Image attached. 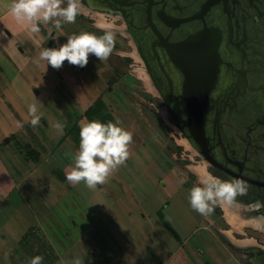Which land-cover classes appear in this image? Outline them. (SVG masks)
<instances>
[{
	"label": "rangeland",
	"instance_id": "374dc122",
	"mask_svg": "<svg viewBox=\"0 0 264 264\" xmlns=\"http://www.w3.org/2000/svg\"><path fill=\"white\" fill-rule=\"evenodd\" d=\"M78 19L82 28L85 26L89 32L96 35H102L104 31H113L116 39L115 47L103 61L93 55L89 56L87 68L84 66L85 68L82 69L83 73L90 76L89 79L84 78L85 83L77 80L78 85L67 81L63 94L61 85L47 86L49 91L56 89L52 94L49 93L48 100L41 102V104L45 103L40 109L43 115L35 129L43 130L37 136L43 138L47 149L51 151L60 135V132L54 127L57 122H63L68 127L69 123L67 122L69 121L77 132H80L81 126L90 120L114 122L102 97L104 98L111 92H109V88L113 87V83L124 77L127 79L124 80L122 90L113 88L111 94L121 101L120 92L122 98H125L120 102L123 109L138 111V114L143 116L145 125L140 122L141 124L135 131L133 124L126 125L127 130L135 134V138L133 139L132 135V141L129 144L130 155L123 164L118 165L110 172L102 185L89 188L84 181H80L74 187L77 197H75L76 203L73 205L76 206L72 207L69 214L72 216L73 213L74 215L81 213L86 222L87 220L94 222L91 231L99 235L95 242L90 240L89 244L86 242L82 247L80 245L74 247L65 239L66 243L58 246L60 253L55 250L49 232L37 231V233L35 231L23 239L16 251L6 256V262L3 257L5 253L0 254V264H28L29 259L37 254L43 255L42 264H64L61 262L63 257L67 260L65 264H76L77 261L81 264H90L98 250L99 256L103 257V248L99 242L104 243L109 240L115 244H112L113 248L118 252L124 250L129 256L138 255L143 261L142 264H155L154 259L159 255L157 250L161 252L158 243L161 239L171 240L169 232L158 222L155 212L164 206L162 214L165 218L163 220L165 226L168 227L165 222L167 220L174 229H179L180 226L174 224L180 218L176 207L182 208L176 198L174 203H165L164 199L167 195H172L173 192L164 186L166 179L163 178V174H173L177 180L176 183L180 186L181 196L188 202L190 189L200 183L194 173L197 166L204 165L209 174L218 177L198 151L184 140L185 138L179 130L168 120L163 103L147 78L143 64L135 52L133 42L123 31L124 25L118 20V16H110L108 13L94 10L83 4ZM101 22L102 24H100ZM109 24H112L116 29H110ZM80 76L82 77V74ZM37 88L35 87V89ZM97 94L99 98L94 103L87 100L85 96L93 97ZM76 96L78 100H76ZM129 96L131 99H128ZM41 98H44L43 94H41ZM71 108L74 109L73 112ZM43 122L47 124L48 130L42 126ZM21 146L22 143L16 139L11 141L6 149L1 147L0 160L5 163L19 185L25 184V190H28L30 182L33 186L32 180L20 181L19 175L11 166L15 159H21L22 153H25V157L30 156L29 150ZM61 152L63 151L56 153L57 157L70 158ZM6 159L12 164L10 165L9 162L7 164ZM30 164L25 163L27 167H30ZM182 179L183 183H181ZM53 180L55 179L47 180L49 183H46V187L52 185ZM61 190L59 189V193ZM242 203L245 206L243 208V204H240V214L243 220L259 215L254 212L255 210L246 208V206H250L247 202ZM28 210L27 204L19 205L16 216L10 221L6 233L3 234L11 239L15 238L20 231V223L30 222ZM201 216L203 221L210 225L218 235L231 230L230 224L224 218L221 203L217 204L210 215ZM71 221L76 222V217L72 216ZM3 234H0V238ZM232 235L238 240L253 241L250 245L244 246L245 248L240 247L243 249H238L227 242L232 252L239 257L243 256L245 260L251 257L247 251L256 249L258 246L264 250V229L243 227L241 233L232 232ZM253 243L255 245H251ZM5 248L7 250L9 244ZM2 250L5 249L0 247V253Z\"/></svg>",
	"mask_w": 264,
	"mask_h": 264
},
{
	"label": "crops",
	"instance_id": "0c3cea01",
	"mask_svg": "<svg viewBox=\"0 0 264 264\" xmlns=\"http://www.w3.org/2000/svg\"><path fill=\"white\" fill-rule=\"evenodd\" d=\"M11 3L12 0H0V148L6 149L11 141L18 139L22 143L21 147L29 150V157H25V153H22L21 159H15L12 165L7 159L6 163L9 162L14 167L20 181L32 180L33 186L30 182L29 191L25 190V184L20 186L5 163L0 160V234L6 233L10 221L16 216L19 205L27 204L30 218V222L20 223V231L15 238L11 239L5 234L0 238V247L5 249L0 253H5L3 256L5 261L1 259L4 262H6V256L16 251L23 239L35 231L49 232L52 244L58 252H60L58 246L65 244V239L74 247L77 245L82 247L84 243L89 244L90 240L95 242L96 237H99L97 233L91 231L94 227L93 221L87 220L86 222L81 213L75 215L73 213L72 216L76 217V222L71 221L72 216L69 214L72 207L76 206L73 205L77 197L74 187L79 182L69 181L66 176L74 166L73 157L79 149V132L67 120L68 127L65 126L63 134L60 133L58 141L49 151L43 138L37 136L43 129L38 130L35 129L38 125H31L32 117L29 114L30 104L39 101L40 111L45 104L41 102L48 100L49 95L55 91L56 88L49 91L48 85H61L63 94L67 81L79 85L77 80L85 83L84 78L89 79L90 76L82 71L85 67L71 65L65 61L62 67L56 69L51 65L47 66L45 61L39 59V53L43 48L58 46L57 41L64 43L67 36L73 33L89 32V30L85 26L81 27L77 16L76 23H65L62 29H55L51 22L41 23L40 31L32 33L29 31L27 22H17L8 12ZM87 66L88 64L86 68ZM126 79L125 77L120 78L118 82L113 83V87L109 88L111 92L108 95L104 98L100 97L114 121L119 120L124 128L127 127L126 125L133 124L135 131L141 124L140 122L145 125L143 116L139 115L138 111L123 109L120 102L125 98H122L120 92L121 101L111 94L113 88L121 91ZM35 87L38 88L35 89ZM41 94L44 98H41ZM85 96L90 102L99 98L98 94L93 97ZM128 99H131L130 96ZM76 100H78L77 96ZM71 110L73 112L74 109L71 108ZM42 126L48 130L46 123L43 122ZM60 151L70 156L71 159H65L63 156L64 159L57 157L56 153ZM25 163H31L30 167H27ZM52 178L55 179L53 184L46 187V183H49L47 180ZM163 178L166 179V184H162L173 192L164 199L165 203H174L176 198L182 208L176 207L180 218L174 224L179 225V229H174L167 220L165 222L168 227L165 226L163 222L165 218L162 214L164 206L155 212L158 222L171 237V240L161 239L158 243L161 252L157 250L159 255L154 259L155 264L158 260L160 261L157 264H252L249 258L245 260L243 256L239 257L233 253L227 243H231L228 237L223 234L227 237L226 240L218 235L210 225L203 221L201 214L191 208L190 203L181 196L180 186L176 183L177 180L173 174L165 173ZM59 189H62L61 193ZM8 244L9 248L6 250L5 247ZM112 244L114 243L111 240L104 243L99 242L103 248V257L99 256L98 250L90 264L99 262H102L101 264L143 263L140 256L131 255V257L124 250L118 252L113 248L115 244ZM65 261L67 263L64 257L61 258V262L65 264ZM71 262L74 263V261Z\"/></svg>",
	"mask_w": 264,
	"mask_h": 264
},
{
	"label": "flooded vegetation",
	"instance_id": "af4514ba",
	"mask_svg": "<svg viewBox=\"0 0 264 264\" xmlns=\"http://www.w3.org/2000/svg\"><path fill=\"white\" fill-rule=\"evenodd\" d=\"M81 4L118 16L174 126L164 98L169 99L181 126L187 115L182 92L185 77L171 58L186 62L194 46L182 43L195 36L208 43L213 38L208 31L220 34L221 63L204 124L207 148L223 169L241 171L240 176L260 184L245 181L246 192L233 201L247 202L246 208L263 218L264 228V0H231L223 9L209 12L205 21L194 20L200 18L203 1L194 6L190 0H81ZM177 129L189 142L187 128ZM212 169L222 180L235 179ZM247 254L252 264H259L264 250L258 246Z\"/></svg>",
	"mask_w": 264,
	"mask_h": 264
},
{
	"label": "clouds",
	"instance_id": "9594fccd",
	"mask_svg": "<svg viewBox=\"0 0 264 264\" xmlns=\"http://www.w3.org/2000/svg\"><path fill=\"white\" fill-rule=\"evenodd\" d=\"M81 6V0H12L8 12L17 22H27L30 32L37 33L41 23L51 22L57 30L62 29L65 23H76ZM57 43L58 46L43 48L39 59L45 61L47 66L59 69L65 61L84 67L90 55L99 60L107 59L115 47L116 39L113 31H104L102 35L84 31L67 36L64 43ZM39 106V101L29 105L32 117L30 123L33 126L40 123L43 115ZM54 127L63 134V122L55 123ZM132 135V132L121 126L119 120H90L84 123L79 132V149L73 157L74 166L66 179L76 183L84 181L89 188L102 185L110 172L127 160ZM245 192L246 182L242 179L222 180L209 174L190 189L189 203L196 212L208 216L218 203H231L238 194ZM43 260V255L37 254L29 259L28 264H42Z\"/></svg>",
	"mask_w": 264,
	"mask_h": 264
},
{
	"label": "water",
	"instance_id": "95a60500",
	"mask_svg": "<svg viewBox=\"0 0 264 264\" xmlns=\"http://www.w3.org/2000/svg\"><path fill=\"white\" fill-rule=\"evenodd\" d=\"M201 5V14L200 18L194 20L205 21L206 15L216 8L223 9L227 3L231 0H190L191 4L198 5L197 3L202 2ZM205 13V14H204ZM210 36H213L212 40L208 43L201 40V37H193L188 39L187 42L182 43L181 45H190L194 46L193 51L189 52L190 57L185 61H180L177 57H172L174 64L180 69L185 81L182 86L183 92V102L186 109L187 120L184 122L183 126L179 123L178 115L171 110L169 99L164 98L166 109L172 118L175 126L180 130H183L184 127L187 128L188 134H185V137L189 140L191 144L197 146L200 150L199 154L203 159L213 168L222 170L229 176L233 178H240L249 183L260 185L258 182L246 179L240 176L241 171H230L223 169L221 164H219L209 152L207 148L208 141L205 136L204 124L207 114V107L209 103V98L212 90L214 89L216 82V75L218 73V66L221 63L218 46L221 42V36L218 33H213L208 31ZM207 45L209 48L207 50L201 49L199 45ZM206 51L208 53L206 57ZM193 61H200L202 63H192ZM222 238L227 240V237L221 234ZM262 262L259 264H264V257L261 259Z\"/></svg>",
	"mask_w": 264,
	"mask_h": 264
},
{
	"label": "bare ground",
	"instance_id": "6f19581e",
	"mask_svg": "<svg viewBox=\"0 0 264 264\" xmlns=\"http://www.w3.org/2000/svg\"><path fill=\"white\" fill-rule=\"evenodd\" d=\"M103 21H105V20H103ZM100 24H102V22ZM109 28L110 29H116L112 24H109ZM163 117H166V116H163ZM187 145H189V144L187 143ZM194 173L197 175L199 181L203 178H206L209 175V173L207 172L206 167L204 165L197 166L194 169ZM221 209L223 211V215H224L225 219L227 220V222L231 226V230L224 232V234L228 237V239L231 241V243L237 248L249 245L253 241L238 240V239L233 237L232 232L241 233L243 227H253V228H256L259 230L264 229L263 228V218H260L257 216H252L251 218L243 220L241 217V214H240L241 205L237 202H234V201H232L231 203L221 202Z\"/></svg>",
	"mask_w": 264,
	"mask_h": 264
},
{
	"label": "trees",
	"instance_id": "16d2710c",
	"mask_svg": "<svg viewBox=\"0 0 264 264\" xmlns=\"http://www.w3.org/2000/svg\"><path fill=\"white\" fill-rule=\"evenodd\" d=\"M94 103V102H93ZM113 119V118H112ZM115 122V121H114Z\"/></svg>",
	"mask_w": 264,
	"mask_h": 264
}]
</instances>
